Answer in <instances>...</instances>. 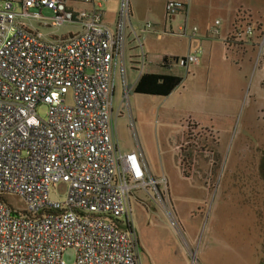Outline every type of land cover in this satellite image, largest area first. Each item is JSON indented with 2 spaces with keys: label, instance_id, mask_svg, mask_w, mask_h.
<instances>
[{
  "label": "built area",
  "instance_id": "1",
  "mask_svg": "<svg viewBox=\"0 0 264 264\" xmlns=\"http://www.w3.org/2000/svg\"><path fill=\"white\" fill-rule=\"evenodd\" d=\"M103 4L0 0V195L24 202L16 208L0 196V264H141L132 199L137 191L166 200L170 195L168 178L150 174L140 153L124 152L116 137L112 88L132 11L122 0L111 27ZM44 9L53 14L45 26L76 23L78 31L45 40L21 21L43 20ZM185 9L175 0L165 5L171 19ZM150 27L134 36L142 65L140 34ZM255 29L248 24L245 32ZM208 32L218 36L220 21ZM174 33L190 40L199 28L184 19ZM202 52L198 47L164 65L188 68L200 62ZM42 107L45 117L38 114ZM59 182L68 184L67 194L52 199L51 187ZM68 249L75 252L73 263L63 258Z\"/></svg>",
  "mask_w": 264,
  "mask_h": 264
},
{
  "label": "rangeland",
  "instance_id": "2",
  "mask_svg": "<svg viewBox=\"0 0 264 264\" xmlns=\"http://www.w3.org/2000/svg\"><path fill=\"white\" fill-rule=\"evenodd\" d=\"M128 1L133 12L127 35L135 45V33L151 25L148 33L140 34L149 60L163 50L182 49L177 35L160 41L154 34L155 28L170 26L163 8L168 0ZM121 5L122 0H107V17ZM220 15L215 13L212 20ZM242 15L235 20L241 31L235 45L238 62L217 57L211 68L202 63L189 73L176 67L172 72L183 82L168 96L133 93L125 99L121 74L124 78L128 52L138 54L141 65L140 50L126 49L117 60L114 114L124 107L123 115L114 118L119 145L142 150L147 171L165 175L169 182L167 200L141 191L132 199L141 264H264V7L258 15L263 22ZM42 17L21 21L45 40L78 31L76 23L45 26L53 17L49 10ZM180 20H174V29ZM248 24L256 26L252 35L245 32ZM45 113L44 107L38 111L41 117ZM67 191L68 184L59 182L50 195L62 200ZM0 196L13 207L24 206L16 195ZM63 258L73 263L74 250H66Z\"/></svg>",
  "mask_w": 264,
  "mask_h": 264
},
{
  "label": "crops",
  "instance_id": "3",
  "mask_svg": "<svg viewBox=\"0 0 264 264\" xmlns=\"http://www.w3.org/2000/svg\"><path fill=\"white\" fill-rule=\"evenodd\" d=\"M175 1L183 2L186 5V9L184 12L178 13L175 16V18L172 19L167 18L165 13V5L167 2L165 4L163 3L164 13H165L164 19L166 20L168 19V21L170 22V26L169 28H167L164 25L162 29L160 27L155 28L156 31H154V34L156 35V39L160 41H164L167 36H171L172 34L176 35L174 33L176 29H174L173 22L178 18H181V20L186 19L189 21L190 25L198 26L199 36L189 40L177 35L180 38V40H178V43L182 45V49L178 51L163 50L161 53L156 54L154 58L151 60L148 59V52L144 48L145 62L143 63V65L142 64L140 65L138 54L128 52V55H130L131 58L128 60V66L126 65L125 77L123 78L121 74V77L123 79L122 92H124L125 94V92L129 90L128 99L130 94L133 93L138 94L134 92V86L137 80L139 79V77L143 73L173 74L176 76H180V74L172 72L174 68L179 66H173L171 68H167L163 64L164 57L169 58V57L185 56L189 53H194L198 47H201L203 52L200 55V62L198 64L190 65L188 68H185L187 73H189L190 67H198L201 66L202 63L203 65H206L207 68H211L212 62H214V60L217 57H219V59L223 61L226 62L229 61L230 63L236 64L238 62L237 59L239 58V53L237 52L235 45H238V41L240 38L236 34H238L237 30H240V28L235 24V20L237 19L238 16L243 14L247 16V18L250 19L257 18L259 21L263 22V19L260 16H258L260 15V9L262 8V6L264 7V2L262 1L261 3L257 2V0H175ZM106 3L107 0H104V4H103V8L105 11L104 19L108 25L114 27L119 9H117L116 11L113 12V14H111L112 18L110 19L109 17H107V10L105 6ZM149 9L151 10V8ZM215 13L221 14L220 16H222V18L216 17L214 20H212V16ZM215 20L220 21V34L216 37L210 35L208 32V27ZM131 43H133L132 47L130 46ZM133 47H135L136 49L138 48V46L135 45L134 39H131L130 34H128L126 39V49L129 51L131 50V48L134 49ZM153 61L155 62L154 65L156 68H150L151 66L150 64ZM179 68H183V67H179ZM196 72L198 73L197 69L193 71V75H195ZM114 92H115V85L113 83L112 111L114 118L116 119L117 117L123 115L124 107L123 105H120L117 113L114 114V107H113ZM143 95H147V94H143ZM122 103L123 104L125 103L124 99ZM132 150H137L140 153V155L141 152H143L142 150H139L134 146L125 148V150L123 151L129 152Z\"/></svg>",
  "mask_w": 264,
  "mask_h": 264
},
{
  "label": "trees",
  "instance_id": "4",
  "mask_svg": "<svg viewBox=\"0 0 264 264\" xmlns=\"http://www.w3.org/2000/svg\"><path fill=\"white\" fill-rule=\"evenodd\" d=\"M238 36L241 33L237 30ZM168 57H164L163 64ZM183 82L181 76L173 74L143 73L134 86V92L154 96H168Z\"/></svg>",
  "mask_w": 264,
  "mask_h": 264
}]
</instances>
